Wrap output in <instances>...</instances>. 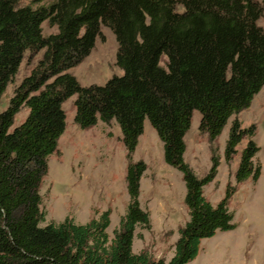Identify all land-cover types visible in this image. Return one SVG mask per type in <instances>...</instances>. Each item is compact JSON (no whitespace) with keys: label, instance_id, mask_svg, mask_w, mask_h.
<instances>
[{"label":"trees","instance_id":"1","mask_svg":"<svg viewBox=\"0 0 264 264\" xmlns=\"http://www.w3.org/2000/svg\"><path fill=\"white\" fill-rule=\"evenodd\" d=\"M44 1L21 6L0 0V98L26 52L44 51L0 112V264H188L203 239L236 223L229 206L233 188L217 203L204 192L216 177L219 157L213 156L206 175H198L185 160V137L199 110L200 130L215 140L263 88L264 0H52L35 6ZM45 22L57 32L46 35ZM102 25L116 35L122 74L84 86L69 70L90 55ZM74 95L78 125L115 120L130 157L149 119L164 143L166 162L182 172L190 218L171 260L133 248L137 228L151 224L140 202L144 161L128 166L130 202L113 237L111 210L85 224L67 217L42 225L40 188L66 128L63 104ZM24 106L29 112L15 125ZM255 134L254 125H231L227 161L249 136L236 172L239 182L261 175Z\"/></svg>","mask_w":264,"mask_h":264},{"label":"rangeland","instance_id":"2","mask_svg":"<svg viewBox=\"0 0 264 264\" xmlns=\"http://www.w3.org/2000/svg\"><path fill=\"white\" fill-rule=\"evenodd\" d=\"M18 5L33 4L32 0H15ZM46 0L40 4H47ZM264 26V19L259 20ZM44 33L57 32L55 26L45 22ZM118 41L113 30L101 26V35L89 56L69 71L82 85L105 84L122 69L116 63ZM44 51H27L19 72L8 84L0 98V112L4 111L17 87L36 67ZM167 57L163 56L165 64ZM75 98L63 104L66 128L58 141V149L49 157V169L44 176L40 192L46 220L63 221L72 217L78 223H87L94 216L111 210V237L127 212L130 195L127 171L131 162L144 161L147 169L141 179V206L151 215L149 227H138L134 239V251H149L155 258L171 260L180 228L189 220L185 202L187 187L183 174L165 160L164 143L150 120L145 121L139 144L129 156L119 124L113 120L106 123L99 119L90 128H81L76 122ZM29 110L22 107L15 125L22 122ZM238 120L242 128L256 127L254 140L260 147L255 163L262 167L260 177H249L239 182L236 172L241 153L249 136L243 138L238 153L231 161L226 159V146L231 125ZM201 113L194 111L191 128L185 140V160L200 175L212 168L213 156L220 163L215 179L204 187L206 197L213 203L222 200L229 188L234 192L229 200L234 212L236 227L218 230L212 237L203 239L197 257L188 264H264V86L251 105L232 116L223 132L215 140L200 130Z\"/></svg>","mask_w":264,"mask_h":264}]
</instances>
